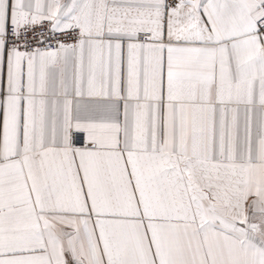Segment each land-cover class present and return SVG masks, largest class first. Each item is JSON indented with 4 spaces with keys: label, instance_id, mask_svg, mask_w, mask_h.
Listing matches in <instances>:
<instances>
[{
    "label": "snow or ice",
    "instance_id": "obj_1",
    "mask_svg": "<svg viewBox=\"0 0 264 264\" xmlns=\"http://www.w3.org/2000/svg\"><path fill=\"white\" fill-rule=\"evenodd\" d=\"M0 264H264V0H0Z\"/></svg>",
    "mask_w": 264,
    "mask_h": 264
}]
</instances>
